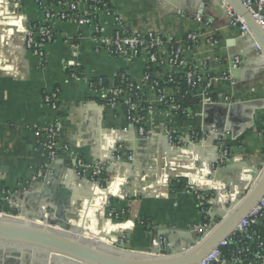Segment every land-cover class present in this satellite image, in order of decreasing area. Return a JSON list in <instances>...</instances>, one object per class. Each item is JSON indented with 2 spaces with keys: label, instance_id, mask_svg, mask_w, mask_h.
I'll use <instances>...</instances> for the list:
<instances>
[{
  "label": "crops",
  "instance_id": "crops-1",
  "mask_svg": "<svg viewBox=\"0 0 264 264\" xmlns=\"http://www.w3.org/2000/svg\"><path fill=\"white\" fill-rule=\"evenodd\" d=\"M77 1L78 16L87 18L86 0ZM227 8L222 0H109L86 25L57 17L46 22L35 0H0V214L39 215L42 189L57 185L70 195L65 208L62 194L52 198L60 197L54 210L64 209L59 220L83 224L89 234L103 236L107 244L128 245L135 254L163 246L180 250L203 234L213 210L221 220L224 208L244 193L248 178L256 171L255 179L264 164V60L251 34L244 38L231 24ZM44 27H50L52 41L40 58L26 42L28 33L39 36ZM120 30L174 40L197 79L194 97L201 103L194 111L174 110L172 87L164 90L166 104L153 89V82L170 73L168 47L161 49L165 63L152 67L150 82L144 78L150 65L146 54L133 60L108 54L102 39ZM190 34L200 38L187 50ZM122 76L141 88L137 118L143 136L128 120L130 95L112 106L101 97L115 90ZM46 98L58 104V111ZM56 120L61 133L52 168L43 131ZM224 151L223 164L212 162ZM78 160L105 169L109 196L77 176ZM212 172L215 177L209 178ZM45 173L51 182L42 185ZM192 183L223 201L204 214L189 191ZM179 184L187 188L174 189ZM33 186L40 187L34 192L39 199H26ZM53 208L44 207L45 217ZM121 212V220L113 218Z\"/></svg>",
  "mask_w": 264,
  "mask_h": 264
},
{
  "label": "water",
  "instance_id": "water-1",
  "mask_svg": "<svg viewBox=\"0 0 264 264\" xmlns=\"http://www.w3.org/2000/svg\"><path fill=\"white\" fill-rule=\"evenodd\" d=\"M222 1L244 21L264 60V28L257 23L243 0ZM233 67L235 68V65ZM176 141L179 142L180 138ZM218 160L213 159L212 162ZM55 163L56 161L53 162L52 168ZM212 173L209 174V178L215 177V172ZM252 174V177L248 178L249 187H246L240 196L231 200V206L224 208L226 215H220L221 220L216 218L218 211L213 210L209 214L212 222L202 237L184 243V248L180 250L163 246L146 250L137 249L139 254L132 253L128 245H118L116 242L107 244L103 236L89 234L83 224H69L59 220L65 217L63 208L67 207L70 195L58 189L57 185L52 188H41L44 190L42 193L44 199L40 200L38 205L39 215H26L22 209L21 214L16 217L0 215V264H203L236 232L242 221L255 211L264 198V164L255 179L256 171ZM49 182L51 179L45 173L41 183L44 185ZM37 189L40 187L33 186L26 199H39L40 195L34 194ZM214 190L223 192L224 188ZM103 192L106 196L110 194L108 191ZM58 194L64 196L65 202L63 208L57 211L53 207H60L58 202L60 197L56 198L57 202H53L52 198ZM222 199L223 196H217L214 198V204L222 202ZM45 206L47 209L53 208L48 217L43 213Z\"/></svg>",
  "mask_w": 264,
  "mask_h": 264
},
{
  "label": "built area",
  "instance_id": "built-area-1",
  "mask_svg": "<svg viewBox=\"0 0 264 264\" xmlns=\"http://www.w3.org/2000/svg\"><path fill=\"white\" fill-rule=\"evenodd\" d=\"M36 4L44 11L45 21L48 22L53 18H59L63 21H74L81 24H92L93 15L103 8H107L108 4L101 0H86L89 8L88 17L80 18L78 12L77 0H35ZM245 7L251 12L257 23L264 28V0H243ZM57 9L54 13L52 7ZM228 15L233 26H238L244 38H249L250 33L244 21L237 16L231 8H227ZM98 30V29H96ZM199 35L190 34L186 38L185 48L192 49L199 42ZM52 41V34L50 27L42 28L39 36L34 33H28L26 49L32 52L35 56L43 57V46ZM102 44L113 58H120L125 60H133L139 58L142 54H146L149 59V69L144 75L146 81L152 80L151 69L158 64H164L163 58L160 57V51L164 47L169 48V59L167 64L170 68V73L167 76L169 86L175 90L177 95H180V100H186L189 92H182L181 86L178 84V75L184 73L187 87L192 90V95L197 89V80L190 67L187 66L183 50L178 47L174 40H165L150 34L146 37L131 35L125 30L116 32L111 37L102 39ZM256 49H259L255 46ZM235 67L239 64V59L234 61ZM188 68L190 70H188ZM119 86L115 90H109L101 95L107 105H115L122 97L130 95L126 106L128 112V120L131 125L138 126V132L141 136L144 135V130L140 119L137 115L142 112L140 106L141 88L128 83L125 77L119 78ZM153 89L158 93L160 102L166 104V97L164 95V88L160 87V82H153ZM46 104L52 108L53 111H58L59 106L50 98H46ZM174 110H177L183 115H186V110H182L180 105H176ZM61 133V124L55 121L43 131L44 147L50 162L58 159V138ZM196 138L200 135L194 134ZM166 136L170 143H174V136L170 132H166ZM227 151L220 154L219 163L223 164L227 158ZM75 171L80 179L87 180L91 184L97 186L103 191H109L111 182L108 180L104 168H95L84 163L83 160L75 162ZM41 175V174H40ZM189 191L193 192L196 201L204 214H209L211 207L214 204V197L206 196L198 191L195 184L189 185ZM124 212L115 214L113 218L121 220L124 217ZM3 215V214H0ZM211 218H208L207 223L200 229V233H204L211 224ZM254 227H261L262 230H255ZM227 252V253H226ZM253 264L264 263V198L255 209V211L239 225L236 232L226 239L218 249H216L203 264Z\"/></svg>",
  "mask_w": 264,
  "mask_h": 264
},
{
  "label": "trees",
  "instance_id": "trees-1",
  "mask_svg": "<svg viewBox=\"0 0 264 264\" xmlns=\"http://www.w3.org/2000/svg\"><path fill=\"white\" fill-rule=\"evenodd\" d=\"M101 1L103 3L108 4L109 0H101ZM188 70H190V69L188 68ZM192 72L194 74L193 70H192ZM194 77H195V75H194ZM195 79H196V77H195ZM177 82H178L179 86H181L182 92L186 93L188 91L189 95H188V98L186 100H180V95H177L176 104L180 105L182 110H184V111L186 110V114L188 113V110L194 111V109L201 103V100L192 95V90H189V88L187 87L186 80L184 78V73H181L180 75H178V81ZM160 87L162 89L163 88L165 89L167 87H172V85L169 86L168 80L166 78L164 81L160 82ZM157 95H158V93H157ZM173 187H174V189H186L187 188V186L184 184L174 185ZM206 223H207V220L204 221V224H206ZM254 229L260 230V231L262 230L261 227H254Z\"/></svg>",
  "mask_w": 264,
  "mask_h": 264
},
{
  "label": "rangeland",
  "instance_id": "rangeland-1",
  "mask_svg": "<svg viewBox=\"0 0 264 264\" xmlns=\"http://www.w3.org/2000/svg\"><path fill=\"white\" fill-rule=\"evenodd\" d=\"M201 234H202V233H201ZM202 236H203V234H202L200 237H202ZM200 237H199V238H200Z\"/></svg>",
  "mask_w": 264,
  "mask_h": 264
}]
</instances>
